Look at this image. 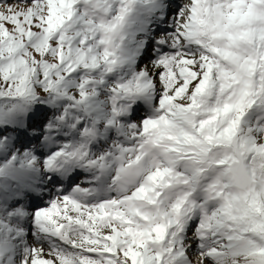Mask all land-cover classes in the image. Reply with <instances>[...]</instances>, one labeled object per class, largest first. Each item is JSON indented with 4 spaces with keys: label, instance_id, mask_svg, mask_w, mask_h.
Here are the masks:
<instances>
[{
    "label": "snow or ice",
    "instance_id": "1",
    "mask_svg": "<svg viewBox=\"0 0 264 264\" xmlns=\"http://www.w3.org/2000/svg\"><path fill=\"white\" fill-rule=\"evenodd\" d=\"M0 264H264V0H0Z\"/></svg>",
    "mask_w": 264,
    "mask_h": 264
},
{
    "label": "bare ground",
    "instance_id": "2",
    "mask_svg": "<svg viewBox=\"0 0 264 264\" xmlns=\"http://www.w3.org/2000/svg\"><path fill=\"white\" fill-rule=\"evenodd\" d=\"M178 2L184 3V0H178ZM145 62L146 61H143L142 64L145 63ZM45 249H47V246H45Z\"/></svg>",
    "mask_w": 264,
    "mask_h": 264
},
{
    "label": "rangeland",
    "instance_id": "3",
    "mask_svg": "<svg viewBox=\"0 0 264 264\" xmlns=\"http://www.w3.org/2000/svg\"><path fill=\"white\" fill-rule=\"evenodd\" d=\"M184 2H188V0H184ZM142 62H143V61H142ZM142 62H141V63H142ZM45 250L47 251V249H45Z\"/></svg>",
    "mask_w": 264,
    "mask_h": 264
}]
</instances>
